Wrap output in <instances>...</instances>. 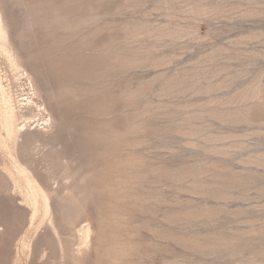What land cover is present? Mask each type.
I'll list each match as a JSON object with an SVG mask.
<instances>
[{
    "label": "rangeland",
    "instance_id": "374dc122",
    "mask_svg": "<svg viewBox=\"0 0 264 264\" xmlns=\"http://www.w3.org/2000/svg\"><path fill=\"white\" fill-rule=\"evenodd\" d=\"M0 17V264H264V0Z\"/></svg>",
    "mask_w": 264,
    "mask_h": 264
},
{
    "label": "bare ground",
    "instance_id": "6f19581e",
    "mask_svg": "<svg viewBox=\"0 0 264 264\" xmlns=\"http://www.w3.org/2000/svg\"><path fill=\"white\" fill-rule=\"evenodd\" d=\"M2 21H1V17H0V36H1V33H2ZM44 110V109H43ZM42 111V110H41ZM12 115H13V113H11ZM16 116V115H15ZM11 119V118H10ZM46 122H48V121H46ZM20 130H24V126L20 129ZM20 143V142H19ZM25 155V154H24ZM38 171V170H37ZM55 195V194H54ZM50 196V195H49ZM30 197V196H29ZM45 199V201L46 200H48V198L47 197H45L44 198Z\"/></svg>",
    "mask_w": 264,
    "mask_h": 264
}]
</instances>
